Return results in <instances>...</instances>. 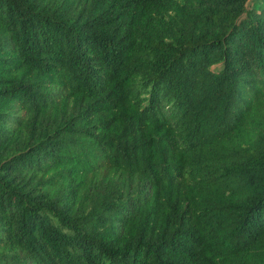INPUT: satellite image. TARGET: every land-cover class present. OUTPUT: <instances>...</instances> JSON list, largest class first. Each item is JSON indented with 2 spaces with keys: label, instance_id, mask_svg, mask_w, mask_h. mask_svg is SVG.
I'll use <instances>...</instances> for the list:
<instances>
[{
  "label": "trees",
  "instance_id": "16d2710c",
  "mask_svg": "<svg viewBox=\"0 0 264 264\" xmlns=\"http://www.w3.org/2000/svg\"><path fill=\"white\" fill-rule=\"evenodd\" d=\"M0 264H264V0H0Z\"/></svg>",
  "mask_w": 264,
  "mask_h": 264
}]
</instances>
